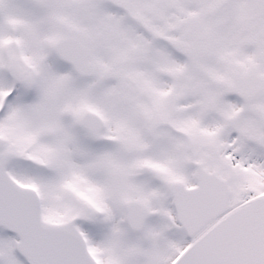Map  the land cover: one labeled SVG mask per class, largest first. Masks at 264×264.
Returning <instances> with one entry per match:
<instances>
[{
  "label": "snow or ice",
  "instance_id": "1",
  "mask_svg": "<svg viewBox=\"0 0 264 264\" xmlns=\"http://www.w3.org/2000/svg\"><path fill=\"white\" fill-rule=\"evenodd\" d=\"M0 264H264V0H0Z\"/></svg>",
  "mask_w": 264,
  "mask_h": 264
}]
</instances>
